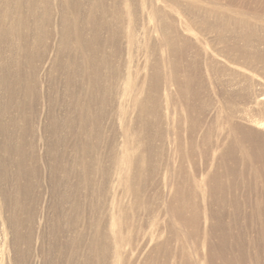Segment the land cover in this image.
<instances>
[{
	"label": "bare ground",
	"instance_id": "1",
	"mask_svg": "<svg viewBox=\"0 0 264 264\" xmlns=\"http://www.w3.org/2000/svg\"><path fill=\"white\" fill-rule=\"evenodd\" d=\"M140 5V19L134 20L131 0H67L51 32L47 0H0V47L7 55L0 59V212L12 253L18 255L22 244L31 243L21 229L31 220L25 204L28 182L38 175L27 140L28 115L36 113L38 97L36 60L43 71L48 67V85L41 95L48 110L45 121L38 118L46 143L43 182L52 201L44 264H55V257L62 259L58 264H117L123 229L132 225L129 215L152 211L146 201L150 194L139 184L151 183L158 175V159L167 145L166 173L170 152L176 159L166 212L175 223L192 229L189 236L195 242L205 244L195 199L197 191L206 194L212 183L210 168L218 147L201 149L198 169L193 146L183 152L171 120L159 115L161 99H170V88L185 94L192 82L189 77L178 79L186 69L183 55L188 42L183 37L191 29L177 9L179 0H140ZM134 49L141 53L143 65L134 64ZM157 53L172 58L147 65ZM145 69L149 75L141 79ZM112 98L118 113L124 115L128 106L139 108L140 115L136 128L122 118L121 133L110 141L104 136L103 107ZM152 197L161 198L162 193L155 190ZM80 221L82 231L73 237L64 233V225L74 228ZM165 231L159 227L141 237L138 254L154 243L146 264H154L158 255L168 258L169 264H193L183 248L171 251V231L167 237ZM195 254L198 263H213L196 249Z\"/></svg>",
	"mask_w": 264,
	"mask_h": 264
},
{
	"label": "rangeland",
	"instance_id": "2",
	"mask_svg": "<svg viewBox=\"0 0 264 264\" xmlns=\"http://www.w3.org/2000/svg\"><path fill=\"white\" fill-rule=\"evenodd\" d=\"M47 1L52 21L49 29L54 32V24L59 23V10L67 0ZM179 1L177 9L189 25L191 34L183 37L188 42L183 55L186 67L183 75L186 76L180 74L178 79L189 77L192 82L187 85L185 94L179 95L172 86L170 99H161L159 115L164 121L166 118L171 120L183 152L193 146L198 169L202 160L201 149L208 145L218 147L210 168L212 183L205 188L206 194L197 191L195 199L201 215L199 231L205 244L195 242L189 236L192 229L175 223L166 212L165 205L172 196L175 180L171 165L176 159V154L170 152V169L166 173L167 145L165 154L158 159V175L151 183L143 181L139 184L150 194L146 201L152 211L149 215L141 212L129 215L132 225L123 229L124 245L117 264H146L154 243L138 254L140 239L144 233L154 232L159 227L166 230V237L171 231V251L183 248L191 256L193 264H200L196 261L195 249L201 256L213 260L212 264H264V0ZM131 3L133 15L130 18L139 20L140 0H131ZM197 3L198 8L193 9V4ZM82 5L86 7L85 2ZM241 21L245 23L241 24ZM175 24L178 26V20ZM133 54L134 64L143 65L141 53L135 50ZM6 56L0 47V59ZM171 58V55L166 57L165 53H157L149 57L146 64L153 63L155 59L166 61ZM34 65L37 66L35 85L38 97L36 113H27L31 129L27 140L29 152L35 157L38 175L28 182L25 204L30 209L31 220L21 229L24 236H30L31 243L22 244L18 255L12 253L10 234L0 212V264H44L48 260L44 253L50 239L48 228L52 201L43 182L46 143L42 123L38 119L45 121L48 110L41 100L48 85V67L43 71L39 60ZM167 67L164 62L165 72ZM148 75L149 71L145 69L140 78ZM107 103L103 107V123L104 136L108 140L121 133L122 118L131 128H136L139 108L127 106L123 115L118 113L119 105L114 98ZM184 166L189 170L187 161ZM216 188L220 191L217 192ZM155 190L162 193L161 198L152 197ZM103 198L101 195L102 204ZM204 209L207 210L205 217ZM63 227L64 233L70 237L83 230L81 221L76 222L74 228ZM59 260L62 261L55 257V264ZM169 262L168 258L158 255L154 264Z\"/></svg>",
	"mask_w": 264,
	"mask_h": 264
}]
</instances>
